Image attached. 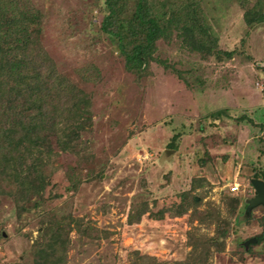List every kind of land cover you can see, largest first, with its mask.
<instances>
[{
	"label": "rangeland",
	"instance_id": "rangeland-1",
	"mask_svg": "<svg viewBox=\"0 0 264 264\" xmlns=\"http://www.w3.org/2000/svg\"><path fill=\"white\" fill-rule=\"evenodd\" d=\"M33 2L45 13L43 39L58 69L91 94L92 124L75 152H58L47 168L51 198L17 217L13 201L0 195V264H30L37 231L64 213L108 232L89 242L72 231L66 264H132L136 250L173 264L189 249L188 212L165 210L161 219L145 212L129 223V205L145 201L152 211L166 209L199 177L209 184L204 201L219 202L234 184L240 198L225 249L212 264H264V238L250 251L244 247L264 231L262 206L244 216L255 193L252 164H264V25L250 28L234 0H203L219 46L235 49L234 56L201 59L175 41H159V54L180 70L193 64L192 75L179 78L152 62L149 75L135 81L98 28V0ZM90 65L99 76L83 82L78 70ZM223 108L225 115H209ZM174 135L176 150L167 147Z\"/></svg>",
	"mask_w": 264,
	"mask_h": 264
},
{
	"label": "trees",
	"instance_id": "trees-1",
	"mask_svg": "<svg viewBox=\"0 0 264 264\" xmlns=\"http://www.w3.org/2000/svg\"><path fill=\"white\" fill-rule=\"evenodd\" d=\"M98 1V28L112 42L124 70L135 81L149 75L152 62L179 78L192 75L193 64L180 70L159 54V41H175L180 51L197 54L201 59L221 61L236 53L235 49L219 46L203 0ZM234 2L250 28L264 25V0ZM44 21V11L33 0H0V195L13 201L17 217L27 208L38 206L45 197L51 198L47 168L58 152H75L81 135L92 124L91 94L58 69L44 43ZM78 75L83 82H90L99 76V69L90 65L79 69ZM225 114L223 108L209 115L219 118ZM175 137L167 143L174 150ZM250 176L264 181V164H252ZM204 183L209 186L203 177L196 178L187 191L179 194V201L166 209L152 211L145 201L129 205V223L138 222L145 212L154 219L163 218L166 211L171 216L188 212L184 244L189 249L183 259L173 264H212L213 256L225 249L240 198L227 190L219 202L204 201ZM260 220L264 228V215ZM72 231L81 241L85 238L89 242L108 234L89 219L70 213L53 215L32 241L30 264H66ZM255 238L248 251L264 238V231ZM132 264L162 261L136 250Z\"/></svg>",
	"mask_w": 264,
	"mask_h": 264
},
{
	"label": "water",
	"instance_id": "water-1",
	"mask_svg": "<svg viewBox=\"0 0 264 264\" xmlns=\"http://www.w3.org/2000/svg\"><path fill=\"white\" fill-rule=\"evenodd\" d=\"M250 183L253 186L255 193L253 196H251L246 200L244 216H247L250 213L251 209H253L258 205L264 208V181L260 178L252 177L250 179ZM255 241H256L255 237L246 239V241H244V247L246 248L250 242H255Z\"/></svg>",
	"mask_w": 264,
	"mask_h": 264
},
{
	"label": "built area",
	"instance_id": "built-area-1",
	"mask_svg": "<svg viewBox=\"0 0 264 264\" xmlns=\"http://www.w3.org/2000/svg\"><path fill=\"white\" fill-rule=\"evenodd\" d=\"M232 191H236L237 190V185L236 184H234L233 186H231V188H230Z\"/></svg>",
	"mask_w": 264,
	"mask_h": 264
}]
</instances>
